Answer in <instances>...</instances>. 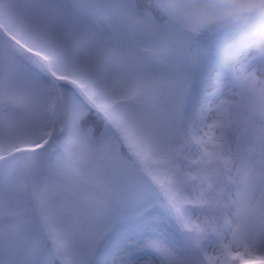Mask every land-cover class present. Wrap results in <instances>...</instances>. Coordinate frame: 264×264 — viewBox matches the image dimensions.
<instances>
[{
    "label": "snow or ice",
    "instance_id": "obj_1",
    "mask_svg": "<svg viewBox=\"0 0 264 264\" xmlns=\"http://www.w3.org/2000/svg\"><path fill=\"white\" fill-rule=\"evenodd\" d=\"M223 0H0V264H264V38Z\"/></svg>",
    "mask_w": 264,
    "mask_h": 264
},
{
    "label": "clouds",
    "instance_id": "obj_2",
    "mask_svg": "<svg viewBox=\"0 0 264 264\" xmlns=\"http://www.w3.org/2000/svg\"><path fill=\"white\" fill-rule=\"evenodd\" d=\"M233 27H243L264 38V0H223Z\"/></svg>",
    "mask_w": 264,
    "mask_h": 264
}]
</instances>
